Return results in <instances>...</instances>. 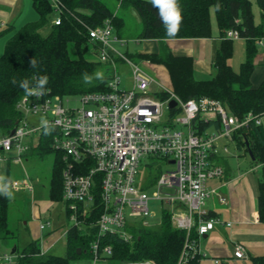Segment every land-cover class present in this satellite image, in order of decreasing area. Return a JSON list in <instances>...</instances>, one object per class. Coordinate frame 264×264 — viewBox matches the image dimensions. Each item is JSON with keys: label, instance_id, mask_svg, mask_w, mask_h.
Listing matches in <instances>:
<instances>
[{"label": "built area", "instance_id": "obj_1", "mask_svg": "<svg viewBox=\"0 0 264 264\" xmlns=\"http://www.w3.org/2000/svg\"><path fill=\"white\" fill-rule=\"evenodd\" d=\"M52 3L57 6L58 0ZM54 23L60 24L61 18L57 16ZM89 38L97 45L99 61L111 67L109 89L77 95L80 104L76 106L68 104L69 96L24 95L17 104L23 115L14 132L0 135V165L22 163L30 149L39 144L46 122L52 129V148L62 154L64 162L63 200L68 218L79 228L96 226L97 236L91 243L94 262L113 256V243L103 244L108 236L132 243L134 230L152 226L149 217L155 212L149 202L159 200L167 205L162 214L169 212L172 225L187 233L178 264H193L200 255L199 238L224 223L208 216L204 208L215 191L208 181L225 173L216 157L229 148L220 142L234 141V134L251 124L261 125L264 110L240 117L214 98L184 100L118 49L116 43L126 41L115 34L111 20L90 28ZM237 38L240 33L235 29L224 35V39ZM257 43L264 45V37ZM117 59L132 68L131 88L120 87ZM153 84H158L156 92L152 91ZM172 100L175 106L170 105ZM202 123L208 125L203 127ZM147 156L165 158L173 166L159 175L155 183L158 191L152 196L147 185L137 182L141 161ZM11 189L33 191L34 185L25 177L14 179ZM88 219L90 223H86ZM49 225L42 223L40 228ZM194 231L197 237L192 235ZM234 254L243 258L244 244H238ZM4 256L11 260L10 255Z\"/></svg>", "mask_w": 264, "mask_h": 264}, {"label": "trees", "instance_id": "obj_2", "mask_svg": "<svg viewBox=\"0 0 264 264\" xmlns=\"http://www.w3.org/2000/svg\"><path fill=\"white\" fill-rule=\"evenodd\" d=\"M31 1L38 13V19L21 27L11 25L0 32L12 34L0 56V135L11 133L23 115L17 104L28 93L19 87L20 80L29 79L35 82L39 77L47 76L45 93L62 97L109 89L111 67L85 56L89 45L92 44L89 29L102 26L106 20L112 21L115 34L124 39L122 31L126 20L109 5V1H116L119 9H133L141 16L144 28L140 39L160 41L158 53H138V56L153 63L163 64L169 71L174 92L181 98H214L221 101L231 113L240 117L250 111L260 113L264 110V79L260 85H252L256 57L260 51L257 40L264 37V23L258 24L255 21L254 0H179L183 19L174 38L212 37L213 7L222 31L223 41L213 64L216 75L202 80L195 77L192 56L176 55L171 51L166 40L174 38L166 36L158 9L153 8L148 0H58L57 6L53 5L52 0ZM255 1L264 16V0ZM56 12L61 18L60 24L54 23ZM45 26L50 29L46 35L41 32ZM230 29L239 31L240 38L246 40V59L240 71H236L230 63L234 39H224L226 31ZM70 43L74 44L78 52L76 58L69 54ZM92 45L97 53V45ZM33 59L37 62L36 67L31 66ZM100 67H105L109 73L108 76H103V79H96L94 73ZM85 74L93 77L90 82H85ZM13 77L17 80L15 85L11 83ZM161 96L165 97L164 94ZM201 125L205 127L208 124ZM52 137V129L48 128L47 133L43 132L39 144L32 147L26 157L32 151L41 154L55 151L51 145ZM235 139L239 149L252 151L254 162L264 164L263 124H251L248 129L237 132ZM246 141L249 142V147ZM56 153L50 197L64 201V162L62 154ZM4 180L8 182L10 189L13 179L7 174ZM152 181H155V178H152ZM10 202L11 198L0 195V240L3 241L16 238V234L9 228ZM258 211L260 221L264 223V178L258 182ZM86 223H90L89 219ZM133 232L135 240L132 243L123 242L115 235L103 240V244L112 242L114 245V254L107 261L113 260L122 264L125 261L152 260L155 264H178L187 233L172 225L169 212L162 214L159 224L142 226ZM192 235L198 236L196 231ZM96 236V226H69L66 232L65 255L43 252L40 240H32L20 248L16 239L12 245L16 246L15 252L12 253L17 257L14 264H72L76 259L92 257L91 243ZM78 249L81 250L80 253ZM193 264H199V257L193 259ZM254 264H264V255L255 257Z\"/></svg>", "mask_w": 264, "mask_h": 264}, {"label": "rangeland", "instance_id": "obj_3", "mask_svg": "<svg viewBox=\"0 0 264 264\" xmlns=\"http://www.w3.org/2000/svg\"><path fill=\"white\" fill-rule=\"evenodd\" d=\"M109 5L120 13L126 20L125 27L122 31V35L126 43H116L118 49L127 54L132 61L141 65L148 73L153 75L156 80L166 86L171 88V85L168 81L163 80L159 74V70L162 69L161 66L150 63L138 56V53L143 49L144 41L140 39V34L143 31V22L141 16L133 9H119V5L116 1H109ZM254 14L256 23H264V16L254 0ZM35 19H38V14L34 10ZM212 14V24L216 28L218 26L217 17L215 8L211 10ZM58 16L57 12L54 13V17ZM34 19V18H33ZM216 23V26H215ZM49 26H45L41 29L43 34L49 33ZM2 32V29L1 31ZM11 33L0 34V56L3 54L5 45ZM260 51L259 54H264V45H259ZM69 54L71 57H78V52L73 43L69 44ZM257 55V56H258ZM86 58L94 61H99L98 55L93 49V45H89V49L86 53ZM246 59V40L244 38L234 39V51L233 56L230 59V63L236 71H240L242 63ZM256 63V62H255ZM160 65V64H159ZM103 73V76H108V73L105 67H100L99 70ZM117 72L121 76L122 83L121 88H131L132 86V68L129 64L119 62ZM264 72V58L259 64L256 63V67L252 77L256 75L262 77ZM164 75V74H162ZM216 75V69L213 67L212 72L207 74L201 72L197 74V79H210ZM161 77V78H160ZM260 79V78H259ZM260 80L257 82V85L263 81ZM165 81V82H164ZM257 81V80H255ZM253 83V80H252ZM156 86V88H155ZM159 89L158 84L153 86V92ZM68 104L70 106H76L80 104L79 96H69ZM167 113L165 115V118ZM262 124L264 127V117L262 118ZM236 133L234 134V136ZM38 139V136L36 137ZM221 145L227 144L229 152H221L216 157L217 162L224 166L225 170L230 172L232 176L239 175L241 173L252 172V174L259 180L264 178V166L262 163H256L252 160L249 152L245 149H239L237 147V140L229 141L228 143L225 140H221ZM57 153L55 151H50L44 154L32 151L29 153L27 160H24L20 164L11 162L1 163L0 165V176L5 178L7 174L12 179L22 180L25 177H29L35 188L32 192L25 190L22 192L14 191L10 187L13 196L11 197L10 207L8 211L9 218V228L16 234V238H8L6 240H0V264H14L17 260V257L12 254V250L15 248L13 245L14 240H18L20 247H24L30 241L39 239L41 241L42 249L49 251L47 253H52L56 255H65L67 248V237L66 232L69 226L73 225V222L66 216L67 209L62 200H53L50 197L51 189V180L53 177L54 164L56 161ZM9 165V166H7ZM9 170L7 171V169ZM172 165L169 164L168 160L161 157H144L141 161L139 173L137 175V182L147 185L148 194L150 196L154 195L158 188L155 185L159 175L163 172L171 170ZM159 175L157 176V173ZM227 172V173H228ZM152 178H155V181H152ZM210 202H208L209 204ZM150 209L155 212L153 217H149V221L155 224H159L162 219V210L167 205H164L159 200H151L149 202ZM50 225L44 230L43 233L39 231L40 223ZM4 255H10L11 260H7ZM72 264H120L117 261H97L94 262L92 257H83L72 261Z\"/></svg>", "mask_w": 264, "mask_h": 264}, {"label": "crops", "instance_id": "obj_4", "mask_svg": "<svg viewBox=\"0 0 264 264\" xmlns=\"http://www.w3.org/2000/svg\"><path fill=\"white\" fill-rule=\"evenodd\" d=\"M34 10L31 0H0V31L11 25L21 27L28 22L37 20ZM143 41L144 46L139 53L155 54L159 52L160 41L155 39H143ZM222 41V31L218 27L214 28L212 24V37L210 38H174L166 40V43L174 54L188 55L194 58V72L197 77L198 73L209 74L212 72L214 60ZM263 58L264 54H259L256 57V63L259 64ZM119 62L121 61L119 60ZM153 66H161V64ZM162 66L158 72L163 80L168 81L172 87L169 71L163 64ZM262 78H264V72L262 77L257 78L256 75L254 78L252 77V85L258 86L257 82ZM154 85H152V90ZM227 172L225 170L222 177L208 181L209 188L215 189V191L206 200L204 208L207 210L208 216L218 217L224 223L217 224L208 234L199 238V264H254L255 257L264 255V223L260 221L258 211L259 179L252 172L236 176ZM222 197H225L226 200L222 201ZM208 202L210 203L208 204ZM63 204H65L64 201ZM66 216H68L67 213ZM228 222H231L230 226L227 225ZM41 224L42 222L39 225V231L43 233L48 226L41 230ZM238 244L245 246L243 258H237L234 254ZM42 250L45 253L49 252Z\"/></svg>", "mask_w": 264, "mask_h": 264}, {"label": "clouds", "instance_id": "obj_5", "mask_svg": "<svg viewBox=\"0 0 264 264\" xmlns=\"http://www.w3.org/2000/svg\"><path fill=\"white\" fill-rule=\"evenodd\" d=\"M153 8L158 9L160 19L162 20L166 36L168 38H174L179 32L180 25L183 19L182 10L180 8L179 0H148ZM31 66L36 67V60H31ZM96 79H103V73L97 71L94 73ZM92 76L85 74V82H90ZM12 84H17L15 77L11 80ZM48 83L47 76L39 77L35 82L30 81L29 79H23L19 81V87L22 88L29 95H43L46 90V85ZM48 128L45 122V133H47ZM0 195H4L8 198L13 196L12 191L9 190V184L3 178H0Z\"/></svg>", "mask_w": 264, "mask_h": 264}, {"label": "water", "instance_id": "obj_6", "mask_svg": "<svg viewBox=\"0 0 264 264\" xmlns=\"http://www.w3.org/2000/svg\"><path fill=\"white\" fill-rule=\"evenodd\" d=\"M170 105L171 106H175L176 105V101L175 100H172L171 102H170ZM14 132V130H12V133ZM246 144H247V146L249 147V142L248 141H246ZM249 155L251 156V158L254 160V155H253V153H252V151L249 149ZM15 250H16V246H15V248L12 250V253H14L15 252ZM81 252V250L80 249H78V253H80Z\"/></svg>", "mask_w": 264, "mask_h": 264}]
</instances>
